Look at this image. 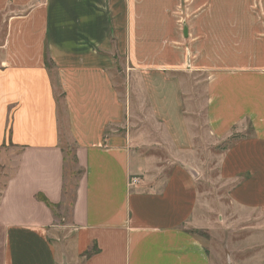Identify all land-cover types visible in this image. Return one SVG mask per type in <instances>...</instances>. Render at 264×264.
Instances as JSON below:
<instances>
[{
	"label": "crops",
	"instance_id": "obj_1",
	"mask_svg": "<svg viewBox=\"0 0 264 264\" xmlns=\"http://www.w3.org/2000/svg\"><path fill=\"white\" fill-rule=\"evenodd\" d=\"M211 150L264 235V0H0V264H213ZM67 207L71 260L52 240Z\"/></svg>",
	"mask_w": 264,
	"mask_h": 264
},
{
	"label": "rangeland",
	"instance_id": "obj_2",
	"mask_svg": "<svg viewBox=\"0 0 264 264\" xmlns=\"http://www.w3.org/2000/svg\"><path fill=\"white\" fill-rule=\"evenodd\" d=\"M122 68H119L113 81L121 98L130 102L131 121L139 122L140 118L149 116V110L140 92L136 94L127 92L128 78L122 72L125 69L124 66ZM217 153V150H211L207 151L205 156L199 157L204 171V180L199 185V191L205 194L207 207L211 209V211H206L205 217L207 220L209 219L208 224H212L208 231L200 232V238L210 252L213 264H264V235L257 227L258 219H254L255 217L252 219L251 215L232 209L228 205L224 189L216 184L217 172L214 169L216 162L213 155ZM158 154L164 156V154ZM9 159L8 161L6 158L0 160V192L15 165V158ZM67 160H71V153L67 154ZM67 167L69 169V173L68 171L66 173L67 184L70 182L74 184L78 176H71V173L75 168H72L70 162L67 163ZM70 199L71 196L67 201ZM67 211L68 207L62 215L55 212L57 228L52 234V240L57 246L58 252L67 251L69 260H71L74 259L73 238L66 229ZM1 245L2 235L0 234V249Z\"/></svg>",
	"mask_w": 264,
	"mask_h": 264
},
{
	"label": "trees",
	"instance_id": "obj_3",
	"mask_svg": "<svg viewBox=\"0 0 264 264\" xmlns=\"http://www.w3.org/2000/svg\"><path fill=\"white\" fill-rule=\"evenodd\" d=\"M226 148V146L224 147V148H222V149H225ZM201 235V234H200ZM97 250H95V249H93L92 250V252H87L86 254H85V256H87V257H89L90 255H92L93 253H95Z\"/></svg>",
	"mask_w": 264,
	"mask_h": 264
}]
</instances>
